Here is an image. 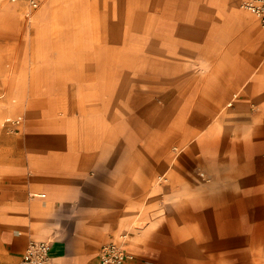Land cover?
I'll return each instance as SVG.
<instances>
[{"label":"crops","instance_id":"obj_1","mask_svg":"<svg viewBox=\"0 0 264 264\" xmlns=\"http://www.w3.org/2000/svg\"><path fill=\"white\" fill-rule=\"evenodd\" d=\"M64 1L44 0L43 4L46 7L52 3L53 9L66 11L64 20L57 18L63 24L70 21L72 14L82 19V12L86 21V3L75 10ZM108 2L107 9L100 8L99 20L119 21L120 33L128 27L132 35L150 22L153 25L148 30H161L166 42L174 29L175 36L187 37L193 31V36L204 37L202 29L189 27V14L194 2L205 4L215 0H123L120 7H114L113 0ZM205 8L202 5L198 9L197 21ZM106 11L102 19L101 13ZM218 16H225L227 24L223 31L215 30V34L228 32L231 24L246 23L237 45H232L223 56L230 70L227 78L215 77V91L222 97L236 90L240 75L244 76L264 58V43L252 45L257 35L251 17L247 22L230 18L215 7V20ZM133 21L138 23L135 28ZM102 26L105 28V23ZM110 29L118 28H105ZM2 33L12 36L16 31ZM93 47L91 50L88 45L84 51L103 53L99 59L109 51L122 52L118 47L109 50L105 44ZM67 51L75 52L71 46ZM254 63L257 64L252 67ZM240 94L235 96L234 107L225 113L226 118L232 119L215 123V188H204L194 178V188L181 183L175 188L155 186L157 167L153 155L147 153L149 161L142 165L147 171L145 179L154 180L148 187L153 189L152 194L148 195L147 189L145 198L149 196V205L139 210L140 224L126 244L133 259L117 264H234L237 254L241 256L245 248L229 255L225 247L241 244L239 240L248 246L255 245L257 237L253 230L264 226V70ZM83 96H77L79 111L75 119L86 116L82 106L89 109L91 117H106V133L94 131L89 143L72 138L73 120L27 121L26 113L22 115L21 129L31 135L25 140L0 141V212L5 214L0 226V264H17L32 237L50 239L46 264H98L102 241L114 229L121 228L133 216L132 208L139 206V148L145 143L139 140L138 133L125 140L126 147L115 139L112 132L122 127L107 128L106 111L111 107L106 103L108 99L99 101L108 94L93 92L90 98ZM115 111L111 109L110 115L117 117Z\"/></svg>","mask_w":264,"mask_h":264},{"label":"rangeland","instance_id":"obj_2","mask_svg":"<svg viewBox=\"0 0 264 264\" xmlns=\"http://www.w3.org/2000/svg\"><path fill=\"white\" fill-rule=\"evenodd\" d=\"M121 1L123 0H113V6L120 7ZM241 2L242 0L239 6L243 10H248ZM43 3L44 0H40L38 7L30 8L25 1L22 8L23 27L20 26V30L12 36L0 34V114L1 111L7 114L9 109L14 108L23 116L26 113L27 121L38 119L72 121L79 111L78 94H84L83 98H90L93 91L103 92L108 96L99 101L108 99L106 103L111 107L109 112L106 111L109 121L107 128L122 127V130L112 132L113 136H117L115 139L124 142L126 147L125 140L131 136L135 138L138 133L139 140L145 143L139 148L141 195L139 206L131 210L133 216L140 213V204L148 187L154 181L146 180L144 176L147 171L142 163L149 161L147 153L153 155L157 175L165 167L170 166L169 180L160 182L158 187L175 188L176 184L181 183L194 188L195 185L191 182L194 178L198 179L204 188H215V132L207 134L201 142L193 138V135L212 125L214 118L215 122L225 120L224 123L232 119L226 118L225 113L234 107L235 101L221 114L218 111L234 95L235 90L232 89L228 95L221 97L218 90L215 91L217 87L215 77L227 78L230 70L223 56L227 55V50H231L232 45H237L236 40L246 29V23L231 24V30L228 32L215 34V30L223 31L225 28L224 25L227 24L224 23L225 16H218L215 20V2L205 4L194 2L193 12L189 14V27L202 29L204 37L200 36L197 39V36H190L188 44L185 40L189 36H175L174 29L173 36L168 38L167 50L166 37L159 29H156L159 33L157 31L153 33L151 30L140 28L135 35L131 34L128 27H125L123 34H119L118 29L105 30L102 26L105 22L98 17L100 8L107 9L108 0H65L64 3H70L75 10L86 3L90 16L88 14L84 21L83 12L82 19L75 18L72 14L70 21L68 19L63 24L52 15L47 20L49 33L42 42L43 36L38 41L35 40L37 35L35 37L36 26L33 27V16ZM197 3L199 5H196ZM202 5L206 8L201 13V19L197 21L195 15ZM250 13L256 20L255 23L261 27L254 14ZM30 15L32 18L29 21ZM25 22L31 27L26 29ZM24 41L28 45L22 55L20 52ZM100 44L109 46V50L118 47L122 52L109 51L99 59L97 57L103 53H97V50L84 51L88 45L94 50L93 46ZM187 44L193 55L183 59L178 50L186 48ZM243 45L244 43H240V46ZM70 46L75 52L67 51ZM19 55H22L21 59H18ZM242 92L243 89L239 93ZM86 101L82 103H91ZM92 103L99 106L96 102ZM111 109L117 110L115 112L119 115L117 117L110 115ZM6 116L3 117L0 126V141L25 140L27 135H31L29 132L23 133L21 129L23 119L16 118L14 112L11 116ZM182 144L186 147L174 156V145ZM125 151L129 153V150ZM128 157L130 162L132 157L131 155ZM4 215L0 212V226L3 225ZM132 217L121 228L114 229L113 233L102 241L98 251L102 244L118 240L116 238L124 232L128 233L124 244L126 249L127 242L136 231L132 225ZM2 231L3 228L0 227V233ZM253 231L257 237L255 245L248 246L243 240H239L241 244L225 247L229 255L238 252L240 248H245L241 256L237 254L234 264H264V226ZM33 239L50 241L48 238L32 237L26 246ZM127 252L131 254L128 250ZM49 258L42 264H46ZM21 259L17 264H20ZM131 259L133 258L127 261Z\"/></svg>","mask_w":264,"mask_h":264},{"label":"bare ground","instance_id":"obj_3","mask_svg":"<svg viewBox=\"0 0 264 264\" xmlns=\"http://www.w3.org/2000/svg\"><path fill=\"white\" fill-rule=\"evenodd\" d=\"M240 1L241 0H215V7H217L220 10V12L227 14V16L230 18H239L240 20L247 22L252 18V16H251V13L249 12V10H243L239 6ZM23 3H25V0H0V34L4 30L16 31V33H17L18 26L19 25L22 26L24 24L23 23L24 14H22ZM66 14L67 13L64 10L57 11V10L53 9L52 3H50L46 7H44V4H43L39 8V10L36 12V14L33 16L34 17L33 27L36 26L35 37L37 35V38L35 40L38 41L39 38L42 36H43V38H41V41L43 42L45 40L44 37L49 33V27H48V22H47L49 17L54 15L59 20H64L66 18ZM106 14H107V11L101 13L102 19H104L106 17ZM249 17H251V18H249ZM31 18H32V15L29 16L28 20L30 21ZM115 18L116 17L114 16L113 19H115ZM253 20H254V22L256 21L255 19H253ZM119 23H120L119 21L116 22V21H107L106 20L105 21V28L113 25L114 27L118 28L117 32L120 33L121 30L119 28ZM123 23H126V22L122 21V24ZM133 23H134V28L138 26L137 22L133 21ZM25 25L27 27L26 29L31 27V26H28L27 22H25ZM30 25H32V24H30ZM152 25H153V23H150V22H149V24L148 23L144 24V30H148V28L151 27ZM155 25L157 26V23H155ZM254 26H255L254 28H256V35L257 36L253 39L252 45L257 46V47L259 45L262 46V44L264 43V41H263L264 40V26H261V27L257 26V23ZM192 33H193V31L188 32L189 37H188L187 42H186L188 44H189L190 36H193ZM199 38H200V36H197V39H199ZM201 39H202V37H201ZM24 42H25V44H24ZM24 42L22 43V47H21L22 55L24 54L25 50L27 49L26 47L28 45V43L26 41H24ZM165 43H166V49L169 50L168 49L169 48L168 41H166ZM188 44H187V46L185 45L186 48L178 50L180 52L181 58H183V59H185V57L190 58L193 55L192 50L190 48H188ZM262 48H264V44H263ZM175 53H177V52H175ZM22 55H19L18 59H21ZM263 62H264V58H262L258 62V64L253 69H251L248 73H245L244 76H242L244 73L242 75H240L238 88L235 90L234 95H232V97H230V99L227 100V102L221 106L220 110L218 111L219 114L224 112V110H226L229 105H231L234 101H236L235 96L239 92H241V90L244 89L245 86L253 78L257 77V75H259L260 72L262 70H264V66H263L264 63ZM14 66H15V64H14ZM14 66H13V69H14ZM212 75L213 74H211L210 77H212ZM150 83H151V81H150ZM94 94L97 95L98 92H95ZM149 95H151V94H149ZM81 110L83 113L86 114V116L82 119H75L72 121V123H71L72 138H75L79 141H82V139H83L89 143L90 141H92L91 138H92V133L94 131H101L102 133H106L105 132V130H106V126H105L106 117H101L100 115L91 117L89 115V109H86L84 106L81 107ZM103 110H105L104 107H103ZM13 112H14L16 118L22 119V114L18 113V111H15L14 108L9 109L7 114H5V113H3V111H1L0 125L3 122V117L6 115L7 116L11 115V113H13ZM215 119L216 118H214V122H212L213 123L212 125H208L204 129L195 133L193 135V138L195 137V138L200 140L199 142H201L206 137L207 134L215 132V123L217 124V121L215 122ZM185 144L174 145V147H173L174 156L178 155L186 147ZM169 170H170V166L168 165L161 173H159L157 175L156 180H155V186L160 184V182L164 183V181L169 180V174H168ZM152 190H153L152 188L148 189V191H147L148 195L152 194ZM148 195L145 198L144 202L141 204L140 211H143L144 209H146L148 207L149 199H150ZM140 221H141L140 214H136L132 218V225H134L135 228H138ZM35 238H38V237H35Z\"/></svg>","mask_w":264,"mask_h":264},{"label":"built area","instance_id":"obj_4","mask_svg":"<svg viewBox=\"0 0 264 264\" xmlns=\"http://www.w3.org/2000/svg\"><path fill=\"white\" fill-rule=\"evenodd\" d=\"M30 8H36L40 0H25ZM241 5L250 10L261 26H264V0H242ZM127 232L121 233L118 240H110L101 245L99 250V264L122 262L133 258L124 247ZM50 256V241L33 239L27 244L20 264H42Z\"/></svg>","mask_w":264,"mask_h":264}]
</instances>
